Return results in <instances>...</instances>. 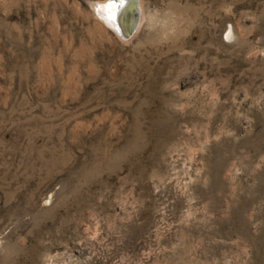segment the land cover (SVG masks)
I'll return each mask as SVG.
<instances>
[{
  "label": "rangeland",
  "instance_id": "obj_1",
  "mask_svg": "<svg viewBox=\"0 0 264 264\" xmlns=\"http://www.w3.org/2000/svg\"><path fill=\"white\" fill-rule=\"evenodd\" d=\"M0 0V264H264V0Z\"/></svg>",
  "mask_w": 264,
  "mask_h": 264
},
{
  "label": "bare ground",
  "instance_id": "obj_2",
  "mask_svg": "<svg viewBox=\"0 0 264 264\" xmlns=\"http://www.w3.org/2000/svg\"><path fill=\"white\" fill-rule=\"evenodd\" d=\"M139 0H105L98 3L97 16L123 38L130 37L139 21Z\"/></svg>",
  "mask_w": 264,
  "mask_h": 264
}]
</instances>
